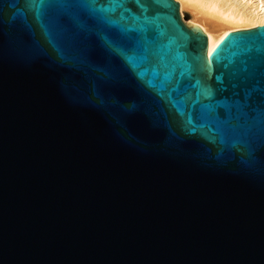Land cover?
I'll return each mask as SVG.
<instances>
[{
    "label": "water",
    "instance_id": "95a60500",
    "mask_svg": "<svg viewBox=\"0 0 264 264\" xmlns=\"http://www.w3.org/2000/svg\"><path fill=\"white\" fill-rule=\"evenodd\" d=\"M206 50L174 0H0V264H264V25Z\"/></svg>",
    "mask_w": 264,
    "mask_h": 264
},
{
    "label": "bare ground",
    "instance_id": "6f19581e",
    "mask_svg": "<svg viewBox=\"0 0 264 264\" xmlns=\"http://www.w3.org/2000/svg\"><path fill=\"white\" fill-rule=\"evenodd\" d=\"M181 16L190 13L185 22L198 27L207 37L210 53L229 32L264 25V0H177Z\"/></svg>",
    "mask_w": 264,
    "mask_h": 264
},
{
    "label": "snow or ice",
    "instance_id": "6c2138e0",
    "mask_svg": "<svg viewBox=\"0 0 264 264\" xmlns=\"http://www.w3.org/2000/svg\"><path fill=\"white\" fill-rule=\"evenodd\" d=\"M41 6H42V5H41ZM214 51H215V50H214ZM212 67H213V64H212V63H209L208 68H209L210 71H211ZM210 78H211V77H210ZM215 79H216V81H217V83H218V82H219L218 78L215 77ZM197 83L200 84V81H197ZM202 91L204 92V94H205L206 96H211V95H213V89H212L211 87H202Z\"/></svg>",
    "mask_w": 264,
    "mask_h": 264
},
{
    "label": "rangeland",
    "instance_id": "374dc122",
    "mask_svg": "<svg viewBox=\"0 0 264 264\" xmlns=\"http://www.w3.org/2000/svg\"><path fill=\"white\" fill-rule=\"evenodd\" d=\"M175 2H177V0H174ZM178 3V2H177ZM179 15H180V18L181 20L183 21V19L185 20V22H189L191 20V17H190V13L188 11H184L183 12V17L181 16V13H180V9H179ZM183 21V23L186 25V26H191L190 24H187ZM246 29H251V28H248V27H244V29H239V30H246Z\"/></svg>",
    "mask_w": 264,
    "mask_h": 264
}]
</instances>
